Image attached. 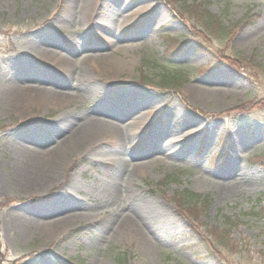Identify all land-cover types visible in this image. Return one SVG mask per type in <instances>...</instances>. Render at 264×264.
<instances>
[{"label":"rangeland","instance_id":"374dc122","mask_svg":"<svg viewBox=\"0 0 264 264\" xmlns=\"http://www.w3.org/2000/svg\"><path fill=\"white\" fill-rule=\"evenodd\" d=\"M67 1L0 0V87L85 95L65 109L0 101V264H264V0H92L83 22L62 23ZM50 53L73 64L103 56L114 72L84 62L78 81ZM106 101L119 105L110 117L93 112ZM65 113L74 125L144 113L124 156L138 169L114 177V144L82 145L58 151L54 183L25 188L12 147L53 150ZM150 140L165 150L149 153ZM185 192L204 201L182 207ZM139 208L164 213L149 219L145 248L129 227H107Z\"/></svg>","mask_w":264,"mask_h":264},{"label":"bare ground","instance_id":"6f19581e","mask_svg":"<svg viewBox=\"0 0 264 264\" xmlns=\"http://www.w3.org/2000/svg\"><path fill=\"white\" fill-rule=\"evenodd\" d=\"M74 1L75 4H77V0ZM78 1V6L80 9L79 11H81V15L79 17L75 15L72 19V0H69L70 4L67 1L64 6L65 14L62 23H72L73 21L83 22L86 19L85 14L87 13V11L94 10L95 8V5L92 6V0ZM106 20L111 21L112 19L111 17H108ZM258 28L260 29L261 25H259ZM40 48L41 47L39 45L33 44L31 46V52H35ZM54 56V53H50V58L56 62L53 64H55L54 66L57 67V70L64 73L66 76L72 75L78 81L79 77L83 78L84 76L83 73H80L82 70L81 65L82 63L84 64V62L85 64L87 62L94 63L95 68L99 71V73L111 74L112 72H114V70L111 68L112 66L108 65L110 63L109 60H107L106 57L103 56H98L94 58L90 56H84L78 62H74V64L72 61H70L68 57L57 60ZM46 57L47 56L44 55V61H42V58L39 57H36V59L39 62H46ZM76 66L79 73H73L75 71H72ZM81 86L82 84H80V87ZM0 88V101H5L9 104H16V106L23 107L22 110H24L25 108H32L40 105H43L45 107L62 106L65 109L66 107H69L72 103H75L77 100H83L85 98V95L82 94L81 89L78 88L70 93H59L49 91L45 88L34 87L30 85L17 86L14 85V83H12L10 80L7 81V79H3ZM132 100L135 102L134 99ZM134 102H130V105H132ZM257 107L259 106H255L253 108L255 109ZM117 108H119L118 103L106 101L104 105L102 103V106L93 109V112L97 114L104 113L107 117H110L108 112H112ZM63 117H66V113L64 114V116L61 117L62 121L60 120V117L55 121L56 125H59L65 132L63 133V137L60 139V143L56 145L53 150L42 152L24 145H21L19 148H16L14 146L12 147L15 149L14 151L17 154L16 158L24 163L20 175L21 179L19 177L20 180L18 182L21 183L22 181V185L25 188H30L32 186L33 189L46 188L52 183H54L56 181L58 170V151H79L82 145L92 147L94 144L96 146L104 145L107 141L109 143H113L115 146V148L113 147L115 149V152H111L110 156L107 157L109 159V164H111L113 168L115 167L114 177H120L123 175V177L127 178V174H132L135 169H138V165H131L130 168V164L127 159L124 158V156L128 155L127 150L131 149L133 145L131 138L133 137V135H135L134 132L137 126H143L140 122L145 119L144 113H139L135 115L131 118L129 123L118 122L112 120V118L109 119L105 116L90 117L87 115L83 116L81 121L74 125L72 123H65V118ZM107 122L110 124L106 125L105 123ZM130 123H135L136 128L133 127V125H130ZM111 124L113 126H111ZM156 132H154V135H156ZM152 141L150 140V143H148L150 147H152L149 153L151 151L155 152L165 150L166 147L164 145L159 146L157 142ZM79 144L80 147H78ZM171 144L169 143V145ZM128 146L130 147L127 148ZM56 149L57 151L54 152V150ZM14 151L12 152V154H14ZM92 157L94 160L97 159V155H94ZM133 160L135 161L136 159L134 158ZM39 170H43L41 174H38V172H36ZM70 185L72 186V183ZM116 195V192L113 191L111 194H109V200H112V198ZM121 197L122 194H119L117 199H120ZM128 211H131V209H128ZM146 215H149V218ZM163 215L164 213L159 212L156 209L153 212L145 209H140L139 211H137V214H134L133 210L132 214L118 215L116 218L117 220L115 219L116 221L114 220L116 216H114L112 220L113 222H111L110 220L111 224L107 225V227L109 228L110 232L112 230L113 234H117L121 232L123 228L129 227L127 231L132 232L133 235L138 239V241L143 245V248H145L146 245H148V242L144 240H148V236H150L151 234V230L149 228V219H162ZM78 218H80V215L75 213L67 215L66 217H62L59 220V224L57 227L67 225L68 223H70V221Z\"/></svg>","mask_w":264,"mask_h":264},{"label":"trees","instance_id":"16d2710c","mask_svg":"<svg viewBox=\"0 0 264 264\" xmlns=\"http://www.w3.org/2000/svg\"><path fill=\"white\" fill-rule=\"evenodd\" d=\"M199 13L197 12V16H196V19L198 20H202V23L208 27H206V29H209V28H214L213 25L215 24L214 21L212 20L211 16L210 15H206V16H199L198 15ZM216 31H219V32H222L221 31V28H214V33L216 34ZM172 80L174 81L175 78L174 77H171ZM168 83V82H167ZM166 84V83H165ZM251 105H249L250 107ZM246 106H244L245 108ZM255 107V106H253ZM202 201H204V198H201L200 196L198 195H195V194H192V193H189V192H185V194L182 196V199H181V206L182 207H185L186 205H190V204H200ZM206 246L204 245V248ZM118 261L121 263H124L125 262V257L124 256H121Z\"/></svg>","mask_w":264,"mask_h":264}]
</instances>
